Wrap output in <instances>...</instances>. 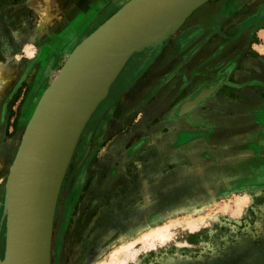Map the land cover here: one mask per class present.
<instances>
[{
    "label": "rangeland",
    "instance_id": "374dc122",
    "mask_svg": "<svg viewBox=\"0 0 264 264\" xmlns=\"http://www.w3.org/2000/svg\"><path fill=\"white\" fill-rule=\"evenodd\" d=\"M87 1L0 0V67L14 76L0 104L21 100L0 132L2 261L29 122L75 47L128 0L67 27ZM46 8L66 19L43 34ZM110 63L81 85L90 111L55 192L49 264H264V0H209Z\"/></svg>",
    "mask_w": 264,
    "mask_h": 264
},
{
    "label": "water",
    "instance_id": "95a60500",
    "mask_svg": "<svg viewBox=\"0 0 264 264\" xmlns=\"http://www.w3.org/2000/svg\"><path fill=\"white\" fill-rule=\"evenodd\" d=\"M207 1L128 0L75 47L46 89L14 161L7 187L12 185L20 167L23 172L24 167L27 169L21 192L5 205L9 264L50 263L51 210L60 183L50 188V155L64 130L67 103L78 89V82L88 75L87 78L106 76L116 64L110 63L112 59L141 49L161 32L175 30ZM214 90L215 87L203 90L181 111H189Z\"/></svg>",
    "mask_w": 264,
    "mask_h": 264
},
{
    "label": "bare ground",
    "instance_id": "6f19581e",
    "mask_svg": "<svg viewBox=\"0 0 264 264\" xmlns=\"http://www.w3.org/2000/svg\"><path fill=\"white\" fill-rule=\"evenodd\" d=\"M65 19H66V17H64L63 15L60 18H57V16L53 15L51 13V11H49V9L46 8L45 19H44L42 26H41L43 34L45 31L47 32V30H49V28H52L54 25H57V24L62 25L64 23ZM88 76H84L78 82V85H79L78 89L75 90L76 92L73 93L72 98L67 103L68 111L66 112L67 117L64 121V130H62V132L60 133V139L58 140V142L52 146L51 155H50L51 156V158H50V188L51 187L54 188L56 185H58L60 178L62 176L63 170H64V166H65L67 159H68V156H69L71 145H72L73 140L75 139V136L77 134V129H78L79 125H81L82 121L88 115V113L90 111L89 106H87L86 108L82 107L80 109V107H79L80 102L77 103V101L80 99V97L82 95V93H79L81 90V85L86 79H88L87 78ZM13 78H14V76L11 72H7L3 67H0V90L5 88V86L9 85L12 82ZM100 90H102V88ZM93 94H95V93L90 92L87 95L91 96ZM39 104H40V102H39ZM39 104H38V106H39ZM38 106H37V108H38ZM37 108H36V110H37ZM36 110H35V112H36ZM35 112H34L32 118L29 122L28 128L30 126V123H31L34 115H35ZM24 119H26V118H24ZM28 128L26 130V133L28 131ZM26 133H25L24 137H26ZM23 143H24V140L22 142V145H23ZM22 145H21V148H22ZM21 148H20V150H21ZM20 150H19V152H20ZM26 165L24 164V166H26ZM26 169H27V166H26ZM26 169L24 167V172H23L22 167H20L17 175L15 176V179H14L12 185L9 187V190L7 189L8 190V192H7L8 193V202L10 201V199L14 195H17L18 192L19 193L21 192V188H22L25 176H26ZM153 233L158 235V234H160V231L154 230ZM163 238L166 239L167 237L163 236ZM0 264H9V259H8L7 255L5 257V261L0 260Z\"/></svg>",
    "mask_w": 264,
    "mask_h": 264
},
{
    "label": "crops",
    "instance_id": "0c3cea01",
    "mask_svg": "<svg viewBox=\"0 0 264 264\" xmlns=\"http://www.w3.org/2000/svg\"><path fill=\"white\" fill-rule=\"evenodd\" d=\"M110 4V2L105 1V0H92V1H87L82 5H74L71 8V12H74L73 19L71 18L70 23L67 27L69 26H73L74 24H76V20L81 16V15H88L89 17L87 19H90L93 14H98L101 13L102 11H105L107 6ZM13 100L11 99V101H9L8 104L4 105V108H2L0 110V120H1V124L3 127V133L6 135L5 130L8 126V121L10 119V112L12 109H15L16 106L13 105ZM12 120V118H11Z\"/></svg>",
    "mask_w": 264,
    "mask_h": 264
},
{
    "label": "flooded vegetation",
    "instance_id": "af4514ba",
    "mask_svg": "<svg viewBox=\"0 0 264 264\" xmlns=\"http://www.w3.org/2000/svg\"><path fill=\"white\" fill-rule=\"evenodd\" d=\"M243 2V1H245V0H240V2ZM181 39H182V34H181ZM47 51H49L48 49H47ZM8 99H6L3 103H1L0 104V110L2 109V108H4V105L5 104H8L9 103V100L7 101ZM13 101H15V98H14V100ZM20 99H19V101H17V102H15V103H12L13 105H15L16 106V108L15 109H12L11 110V112H10V114H9V116H10V119H9V121H8V126H7V128H6V130H5V133H6V136H9L10 135V133L9 132H12V129H13V126L15 125V122H18V118H17V115H16V110H17V106L19 105V103H20ZM11 118H12V120H11ZM3 130V127H2V124H1V120H0V132H3L2 131Z\"/></svg>",
    "mask_w": 264,
    "mask_h": 264
}]
</instances>
